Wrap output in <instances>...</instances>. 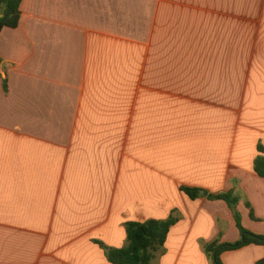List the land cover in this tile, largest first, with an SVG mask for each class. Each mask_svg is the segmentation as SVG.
I'll use <instances>...</instances> for the list:
<instances>
[{
    "label": "crops",
    "instance_id": "obj_1",
    "mask_svg": "<svg viewBox=\"0 0 264 264\" xmlns=\"http://www.w3.org/2000/svg\"><path fill=\"white\" fill-rule=\"evenodd\" d=\"M21 13L0 33V264H110L97 242L125 248L129 223L170 218L152 264H214L207 245L242 235L209 198L223 193L264 236V0H22ZM220 259L258 264L264 246Z\"/></svg>",
    "mask_w": 264,
    "mask_h": 264
},
{
    "label": "trees",
    "instance_id": "obj_2",
    "mask_svg": "<svg viewBox=\"0 0 264 264\" xmlns=\"http://www.w3.org/2000/svg\"><path fill=\"white\" fill-rule=\"evenodd\" d=\"M22 0H0V6L5 11L0 13V33L5 28H16L19 25ZM2 15V16H1ZM2 58L0 57V76L2 69ZM7 82H4V90L7 91ZM260 153L264 150L260 148ZM254 173L264 179V157H259L255 161ZM190 198L198 197L202 190L184 189ZM211 200L226 201L233 211L238 229L242 233L241 241L235 244H219L213 242L207 245V252L212 256L214 264H223L221 254L223 252L235 251L247 245L264 246V236L250 233L241 224V217L237 207L239 199L232 193H223L215 196H209ZM176 220L170 218L166 221L149 220L145 223L128 224L127 238L128 246L121 249H112L103 243L97 244L105 251L110 264H152L154 256L164 247L168 234L175 224ZM258 264H264V259Z\"/></svg>",
    "mask_w": 264,
    "mask_h": 264
},
{
    "label": "water",
    "instance_id": "obj_3",
    "mask_svg": "<svg viewBox=\"0 0 264 264\" xmlns=\"http://www.w3.org/2000/svg\"><path fill=\"white\" fill-rule=\"evenodd\" d=\"M2 11H5L4 7H3ZM1 16H2V15H1Z\"/></svg>",
    "mask_w": 264,
    "mask_h": 264
}]
</instances>
